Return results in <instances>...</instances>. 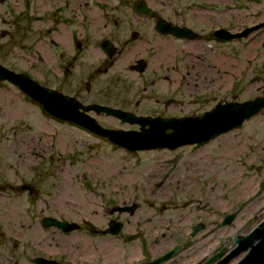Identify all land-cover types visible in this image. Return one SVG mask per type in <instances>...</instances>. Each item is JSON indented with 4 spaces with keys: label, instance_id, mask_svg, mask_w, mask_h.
<instances>
[{
    "label": "flooded vegetation",
    "instance_id": "flooded-vegetation-1",
    "mask_svg": "<svg viewBox=\"0 0 264 264\" xmlns=\"http://www.w3.org/2000/svg\"><path fill=\"white\" fill-rule=\"evenodd\" d=\"M47 1L39 18L30 11L27 29H15L18 43L15 42L14 46L24 38L29 43L30 73L10 70L0 63L1 68L25 76L49 92L44 94L46 108L26 91V94L23 92L26 89L36 98H41L35 88L23 82L16 85L2 80L0 83L15 86L38 103L51 120L61 125L79 126L52 115L51 110L55 108L67 116L84 115L103 131L108 129L95 118L100 114L135 125L137 130L130 132L137 135H124L129 140L126 144L135 150L121 147L131 154L157 149L199 150L217 137L244 131L251 125H259L254 137L261 129L263 135L258 142H264V10L248 12L246 22L239 18L238 26L228 28L225 0H199L219 5L218 15L215 13L217 18L202 15L211 7L196 6L195 0H168V5H164L163 0ZM2 2L4 0H0ZM235 2L241 5L242 0ZM89 3L96 12L88 8L86 12L89 15L84 16ZM159 21L175 29H157ZM37 23L40 24L38 29ZM4 35L9 41L13 39L12 33L0 32V36ZM37 74L42 76V81L37 80ZM152 75L161 76L165 79L164 84L179 88L180 95L168 100L151 96L136 101L107 98L108 92L119 89L149 94L156 83L145 81L144 77ZM139 86L149 87L140 90ZM52 92L60 98L53 96ZM148 103L159 104L163 112L174 114L153 112L152 116L137 115L125 109ZM247 104L257 108L251 116L244 118L238 126L200 143L182 144L171 149L140 150L144 145L130 142L156 140L163 135L158 134L162 130L165 135L174 133L171 126L192 133L189 139H194L201 136L202 128L222 125L224 118L234 113L227 106H239L244 110ZM115 112L131 118L126 120L124 117V121ZM233 137L227 146L219 149V153L233 156V153L240 152L239 137ZM259 151L264 153V146ZM198 166L203 173L206 166L210 168L203 161L198 162ZM262 181L257 186L258 192L262 191L259 189ZM29 187L17 185L13 190L20 192L21 188ZM148 187L141 190L140 186H133L130 193L129 189L123 188L126 191L123 198L119 195L115 198L113 193L111 199L95 198L91 204H85V200H72L76 205L69 209L64 205L62 218L48 216V219L67 222L75 228L63 231L48 226L60 233L61 250L67 257L56 259L49 254L43 260L56 264H218L239 245L235 243L238 235L248 234L264 219V200L256 201L252 208L248 207V215L241 209L231 210L224 204L226 189H220V186L218 189L212 186L217 194L214 201L210 195L212 188L206 186H196L195 189L189 186ZM240 190L239 186L232 188L229 197L242 205L243 193ZM33 191L31 186V190L24 192L33 194ZM212 203L216 206L213 214ZM168 208L174 214L166 216ZM180 210L184 213L180 214ZM68 212L75 215L76 220L69 219ZM17 223L8 224L11 229L0 232V246L7 241H11L14 249L23 245L24 237L13 229ZM26 243L29 249H34L35 235L29 236ZM52 243L56 245L57 240L53 239L46 245L52 247ZM242 255L240 252L225 264H234ZM37 259L42 258H34V264H38Z\"/></svg>",
    "mask_w": 264,
    "mask_h": 264
},
{
    "label": "rangeland",
    "instance_id": "rangeland-1",
    "mask_svg": "<svg viewBox=\"0 0 264 264\" xmlns=\"http://www.w3.org/2000/svg\"><path fill=\"white\" fill-rule=\"evenodd\" d=\"M225 1L228 28L236 24L238 26L239 18L246 22L248 19L245 17L248 12L264 10V0H259L260 2L242 0V6L236 4L235 0ZM47 2V0H4L0 3V32L13 34L11 41L5 35L0 36V50H2L0 63L3 67L24 74L30 73L29 43L24 38L14 46L17 41L15 29H27L30 11L35 18H39ZM163 2L164 5H168V0ZM194 3L196 6H210L208 12L204 11L202 15L217 18L215 13L218 15L216 11L219 12V5L199 0H195ZM86 6L84 16L89 15L86 11L92 8V4ZM92 9L96 12L94 8ZM39 26L40 24L37 23V29ZM37 75V80L42 81V76ZM144 80L156 83L147 95L141 91L119 89L108 92L107 98H128L136 101L151 96L168 100L180 95L179 88L172 84H164L165 79L161 76H147ZM143 87L149 86L138 88L141 90ZM139 106L144 109H139ZM139 106L125 109L137 115L152 116L153 112L174 114L163 112L160 105L155 103ZM95 118L108 130L122 132L137 130L135 125L121 123L113 117L100 114ZM257 126L259 125H251L241 132H229L232 135L217 137L199 150L157 149L131 154L113 145L107 138L95 135L79 126L56 123L38 103L25 96L15 86L0 83V232L10 230L8 224L18 222L13 229L19 236L24 237V243L18 249L12 247L11 241L0 246V264H34V258L45 259L49 254L56 259H65L67 255L61 250L60 233L54 228H44L43 219L48 216L62 218L64 215L62 208L69 209L76 205L72 200H85V204H91V200L95 198L111 199L113 193L116 194L113 197L118 198L119 195L123 198L126 191L122 189L127 188L130 193L133 186H140L141 190L149 189L148 186H189L191 189H195L196 186H206L208 189L212 188L210 195L213 201L217 194L212 186H216L215 188L220 186V189H226L224 204L227 208L241 209L248 215V207L256 201L264 200V189L260 192L257 189L259 182L264 180V153L259 151L264 146V142H258L262 139L263 133L260 129L254 137ZM233 136L239 137L240 152L233 153V156L219 153V149L224 145L227 146ZM202 161L204 165L207 163L210 166L204 168L205 173L198 169V162ZM190 166L195 168L192 169ZM248 166L250 168L247 169ZM17 185H29V188L32 186L33 194L24 192L26 188L20 192L14 191L13 187ZM238 186L243 193L242 205L235 203L237 199L229 197L233 192L232 188ZM211 208L213 214L216 206L212 203ZM72 212L75 213V209ZM171 212L172 209L168 208L166 216L174 214ZM182 213L184 211L180 214ZM239 217L242 218L240 215ZM68 218L76 220V216L72 213L68 214ZM31 235H35L34 249H29L26 243ZM53 239L57 240L56 245L52 243L53 248L50 244L46 245Z\"/></svg>",
    "mask_w": 264,
    "mask_h": 264
},
{
    "label": "water",
    "instance_id": "water-1",
    "mask_svg": "<svg viewBox=\"0 0 264 264\" xmlns=\"http://www.w3.org/2000/svg\"><path fill=\"white\" fill-rule=\"evenodd\" d=\"M166 25H168V27L164 28V26H166ZM156 28L157 29H175V28H172L169 24H166L164 21H159L157 23ZM0 73H1L0 81L7 80V81H9L13 84H16V85H20V82L21 83L23 82V83L27 84L28 87H32V88H35L36 90H38L36 92V94L39 97H44V94L49 93L46 90H44L43 88H40L36 84L32 83L25 76H19V75L12 74V73L8 72L7 70H5L1 67H0ZM7 75L10 77H7ZM24 91H26L28 94H30L31 97L33 98V100L35 99V101H38L39 103H41L43 105V107H45L44 102L42 101L41 98H36L31 93H29L26 89L25 90L23 89V92ZM52 95L60 98V96L55 94L54 92H52ZM251 105L252 104H247V107H245V112L239 111L241 113V115L238 114L234 118V120L231 121L229 124H226L222 127H216V126L212 127V128H210V130H208L206 132V134H203L199 137H196V138L191 139V140H182V141L174 143V142H172V140L169 139L167 141L165 138H169L170 136L175 135V134L170 133L168 135H165L164 132L162 131L163 135H160V137L162 138L160 142L159 141L152 142L149 145L147 144L146 146H141L140 150H148V149H155V148H169V149H171L175 146L182 145V144L183 145L184 144H193V143H200V142L206 141L213 135L222 133V132L227 131L233 127L238 126L244 118H248L249 116H251L254 113V111H256V109H257L256 107L252 108ZM54 109L55 108H52V110L51 109L50 110H51L52 115H54L55 117L67 119L70 122H73V123L85 128V129L91 130L93 133H95L99 136L108 137L109 140L113 144H115V145L117 144V146H119V147H125V148L130 149V150H135L131 146H129L130 144L129 145L126 143L124 144L121 140H117L118 138L114 139L112 135H114V134H117V135H119V134L137 135V133H135V132H122V131H108V130L103 131L104 129L98 127L95 124V122L91 121L88 117H86L84 115H82V116L85 119V123H82L78 119H75L73 116H67L66 114H60V111H57ZM74 109L77 112V108L74 107ZM227 109H233V110L238 111L239 106H227ZM115 113H118V112H115ZM118 116L120 118H122L124 121H125V119L127 120V118H131L129 116L126 117V116H124V114H120V113H118ZM124 117H126V118L124 119ZM129 123H135V122L129 121ZM94 128H96V130ZM98 130H100V131H98ZM105 133L110 134V135L112 134V135L108 136ZM23 186H29V185H23ZM260 188H261V190L264 189V182L260 185ZM20 190H24V188H21ZM25 190H31V188H26ZM43 225L47 226V227L48 226H55V227H57L63 231H70V230H73L75 228L74 225H69V223H67V222H60L58 220L48 219V218L43 219ZM235 243L239 244V245L232 252H230L227 256H225L222 260H220L218 262V264L227 263L228 261L232 260L240 252L243 253V256L240 259H238L237 262L234 264H264V219L261 222H259L256 225V227L253 230H251V232H249L248 234L238 235V238L235 240ZM37 263L38 264H56L55 262L46 261L43 259H37Z\"/></svg>",
    "mask_w": 264,
    "mask_h": 264
},
{
    "label": "bare ground",
    "instance_id": "bare-ground-1",
    "mask_svg": "<svg viewBox=\"0 0 264 264\" xmlns=\"http://www.w3.org/2000/svg\"><path fill=\"white\" fill-rule=\"evenodd\" d=\"M53 96H54V95H53ZM41 98H42V97H41ZM42 101L44 102V97H43ZM68 104H69V103H68ZM42 106H43V105H42ZM245 107H247V106H244V107H243L244 110H243L242 108H239L238 111H237V110H234V113H233L232 115L228 116L227 118H224V120L222 121V125H215V126H216V127H222V126H224V125H226V124H229L231 121L234 120V118H235L238 114L241 115V113H240L239 111H243V112H245ZM74 118H75V119H78V120H79L80 122H82V123H85V119H84V117H82L81 115L78 116V117H74ZM225 119H226V121H225ZM215 126L204 127V128H202V131L200 132L199 135L206 134V132H207L208 130H210V128L215 127ZM171 128L175 129L174 133H172V134H175V135H172V136H170V137L168 136L169 138H165L167 141L170 139V140H172V142L176 143V142H179V141H182V140H191V139H189V138H191V137L193 136V134L190 133V132H188V131H180V130H178L177 128L172 127V126H171ZM94 129L96 130V128H94ZM98 131H100V130H98ZM162 131L164 132V130H162ZM162 131L159 132L158 134H162ZM105 134H106V133H105ZM106 135L111 136L112 134H111V135H110V134H106ZM115 135H116V136H115ZM112 136H113L114 139L118 138L117 140H121L124 144L129 142V140H127V139L124 138V134H119V135L114 134V135H112ZM178 137H179L180 139H179ZM161 139H162V138H158V139H156V140H148V139H142V140H130V142H133V143H140V144L146 146L147 144L149 145V144H151L152 142H157V141L160 142ZM233 174H234V173H233ZM233 174H232V175H233ZM242 256H243V255H242Z\"/></svg>",
    "mask_w": 264,
    "mask_h": 264
}]
</instances>
